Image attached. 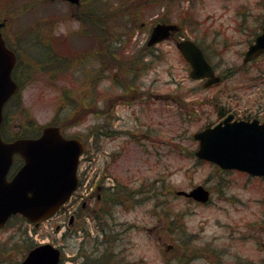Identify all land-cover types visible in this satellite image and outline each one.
Wrapping results in <instances>:
<instances>
[{
  "label": "rangeland",
  "instance_id": "rangeland-1",
  "mask_svg": "<svg viewBox=\"0 0 264 264\" xmlns=\"http://www.w3.org/2000/svg\"><path fill=\"white\" fill-rule=\"evenodd\" d=\"M90 10L97 13H87ZM246 11L250 15L243 22L240 16ZM1 19L6 20L3 35L22 50L23 70L20 92L6 106L10 122L5 133L13 136L26 130L27 120L39 127L58 124L66 136L83 142L81 166L88 167L86 159L93 157L110 177L105 182H111V177H131L133 187L143 182V190L150 189L139 196L136 206H112L111 213L106 206L102 209V214L112 216L107 226L113 230L115 254L104 256L106 238L97 225L106 222L95 216L101 208L97 190L87 200L83 216L73 223H68L69 218L79 206L74 200L73 207L70 203L66 208L70 213L65 209L66 214L40 222L35 231L25 222L34 242L60 248L61 264H118L119 258L127 264H238L234 256L239 257V264H246L264 258V181L235 170L219 171L215 164L190 155L197 146L191 134L216 119L213 98L239 112L248 108L252 113L262 112L264 56L241 68L239 52L255 30L252 25L264 19V0H81L78 8L64 1L0 0ZM159 21L176 23L180 30L148 47L145 42L151 26ZM179 37H189L207 49L216 68L226 70L223 82L203 90L200 81L189 77L175 46ZM106 43L107 53L103 52ZM25 50L31 55L42 53L39 59L47 56L43 50L58 57L49 56L54 63L44 66L38 61L29 64ZM122 67L131 68L123 76L124 86L149 87L160 93L155 100L157 111L139 112L140 121L157 122L161 137L155 146L144 143L141 147L126 143L124 136L110 139L99 133L109 124L106 97L116 92L111 88L119 86L116 80ZM52 68L57 70L52 73ZM92 75L99 79L92 81ZM177 101L185 102V108ZM189 108L199 116L190 122L181 119ZM131 111V106L126 109L124 105L117 109L123 115L119 124L125 129L134 124ZM112 153L118 155L111 163ZM196 184L209 187L208 203L173 193ZM20 228L14 222L0 231V240L9 235L14 240ZM65 228L75 233L68 236V230L62 237ZM179 243L186 247L181 249ZM210 249L223 253L215 256ZM0 257L5 260L0 264L20 260L9 251Z\"/></svg>",
  "mask_w": 264,
  "mask_h": 264
},
{
  "label": "water",
  "instance_id": "water-1",
  "mask_svg": "<svg viewBox=\"0 0 264 264\" xmlns=\"http://www.w3.org/2000/svg\"><path fill=\"white\" fill-rule=\"evenodd\" d=\"M78 4L79 0H67ZM4 21L0 22V27ZM174 23H156L147 39L153 45L176 31ZM176 47L189 63L192 78L208 77L204 85L219 80L206 61L202 50L189 38L176 42ZM264 50V25L262 32L249 45L245 57ZM245 58V59H246ZM15 53L9 49L0 32V126L5 102L18 90L12 77ZM231 115L213 127L193 134L199 141L195 155L218 164L222 168H236L252 175L264 177V120L230 122ZM82 144L78 139L65 138L59 127L47 125L37 137L16 138L5 141L0 135V227L13 214H21L29 222L52 215L70 196L77 184L76 168ZM19 154L23 165L7 179L13 155ZM193 199L206 202L209 192L202 185L190 191H176ZM60 250L50 243H41L30 249L20 264H58Z\"/></svg>",
  "mask_w": 264,
  "mask_h": 264
},
{
  "label": "flooded vegetation",
  "instance_id": "flooded-vegetation-1",
  "mask_svg": "<svg viewBox=\"0 0 264 264\" xmlns=\"http://www.w3.org/2000/svg\"><path fill=\"white\" fill-rule=\"evenodd\" d=\"M248 11V10H247ZM242 12L243 13V18L241 14V19L242 21H246V16H249L250 13L248 12ZM241 13V12H240ZM247 14V15H246ZM257 16L256 18H258ZM255 19V17H254ZM263 22L257 24H253L252 26L255 27V30L252 31L251 36L247 37L244 41H246V47L249 45V43L252 42L254 36L260 31ZM240 27L243 28V23H239ZM256 27L258 29L256 30ZM245 47V48H246ZM204 49V48H203ZM246 49L242 50L239 52V57L241 58L240 60V67L244 68L247 64H251L253 62L258 61L262 56H264V52L261 53L259 56L251 58L250 60L244 62L243 61V56L244 52ZM205 51V50H204ZM124 67L121 68L120 75L118 76V79L116 80V83H119V86L113 85L112 90H115L116 92L113 93V95L109 94L107 95V106H106V111H105V116L109 120V124H105L107 127L106 131L108 132L106 134V137L110 139L117 138L119 136H124L126 137V143H138L141 147L144 146V143H147L151 146H155V143L159 141V138L161 137L159 135V130L158 126H156L157 122L147 120V121H140L139 118V112L140 111H147L149 113L153 112L154 109L156 111L158 110V107L156 108L155 100L159 99L160 93L153 92L152 88L149 87H140V86H120L123 81V76L124 74L122 73ZM217 74L220 76V82H223V80L227 77L226 73L224 72L225 70H218L215 68ZM240 72L239 70H236L233 73ZM93 81V80H92ZM205 82V79L200 81L201 88L204 89H210L214 87L215 85H210L208 87H204L203 83ZM218 83V84H219ZM206 100V99H205ZM213 100H215L213 102ZM206 103V101H204ZM202 103V99L199 101V104ZM211 103L213 104V108H215L216 112V119L211 121L209 120L206 124H204V128L207 126H213L220 122L227 114L232 115V120H251V119H258L259 121L262 120L263 114H264V105L262 107V112L259 114L255 112H251L248 108L246 109V112H239L236 109L230 107L228 104H224V102H218L217 97L213 98L211 100ZM177 104L181 105L183 108H185L186 103L185 102H178ZM124 105L125 108L127 109L129 106H131V112L130 114L133 116L132 121L134 124L131 127H127L126 129L119 124L123 118V115L117 112V109L121 106ZM232 108V109H231ZM184 115L186 117H183L181 119L187 120L190 122V120L193 117H199L197 115V112L193 108L186 109L184 111ZM261 115V116H259ZM186 118V119H185ZM130 119V118H129ZM116 123V124H114ZM117 125V127H116ZM202 129V128H201ZM138 134H140L141 138L138 137ZM110 155V154H109ZM118 155V154H116ZM114 153H112L109 157L111 159V163L115 159L114 157L116 156ZM23 164V160L21 158H17L15 162V170L16 171L21 165ZM111 182H109L106 186V193L109 201L107 203H115L116 206H124L125 204L129 203L132 205H138L140 203V198L139 196L142 195L143 191L140 190L138 187H133V182L135 181L133 178H127V179H121L119 177H111ZM100 198V195L97 194L96 200L98 201ZM118 200V201H117ZM72 205V204H71ZM67 206H63L60 208L62 211L65 210ZM84 207H86V203L83 202L81 204V209L75 208V210L72 212V216L69 218L68 223H73L75 219L79 218L80 215L82 214V211L84 210ZM70 229V228H69ZM68 228H65V232L69 230ZM63 232V235L64 233ZM110 232H113L112 228H110ZM207 251L208 248H205ZM211 250V254L215 256L222 255V250L219 252H214L213 249ZM110 253H114L113 249L110 248ZM115 254V253H114ZM119 256L122 254L117 253ZM206 255H209L207 252L205 253ZM237 257V258H236ZM236 263L239 264V257L234 256ZM121 258L118 259V264H127V261L122 258V261L120 262ZM246 264H264V258L258 260V261H251L249 260Z\"/></svg>",
  "mask_w": 264,
  "mask_h": 264
},
{
  "label": "trees",
  "instance_id": "trees-1",
  "mask_svg": "<svg viewBox=\"0 0 264 264\" xmlns=\"http://www.w3.org/2000/svg\"><path fill=\"white\" fill-rule=\"evenodd\" d=\"M82 13H84L83 10H82ZM87 13L96 14L97 12L90 10ZM45 53L47 54V56L44 59L36 58V57L43 56V54H41V55L40 54L31 55L30 54V57H31L30 60H32L30 63H34V62L38 61L39 63H41V66H44V65L49 64V63L50 64L54 63L52 61V59H50V57L51 58L52 57L53 58L58 57V53H54L51 56L47 52H45ZM21 65L22 64L20 62V56H18L17 63H16L15 68L13 70V76L18 82H20V80H19L20 73H21V71H23ZM56 70H57V68H52V73H54V71H56ZM124 73H128V71L126 70V72H124ZM9 122H10V118H9V115H7V113H6L4 115V120H3V123H2V127H1V132H2V135H3L4 138H8L9 137L8 139H10V138H13V137H16V136H28V135L34 136V135H37L39 133V131H40V127L39 126H35L31 120H27L26 124L29 125V126L26 127V130L22 129L18 134L13 135V136H8L7 135L8 136L7 137L6 133H5V129H6L7 125L9 124ZM150 185H153V182ZM101 191H102L101 192V199H100L101 208L99 209L98 213H99V215H101V218L104 220V218L106 217V213L102 214V209L105 206L108 205L107 201L109 199L107 197L106 189L103 188ZM149 191H150V189L148 188L146 190V192H149ZM157 201L158 200H154V204L155 205H157ZM108 220H109V216L106 217L105 221H108ZM14 222H16L20 227H22V228H20L21 231H19V233L16 235L17 238H15L14 240L11 239L10 235H9V237L6 240H0V256H3L4 254L7 253V251H9V252H12L15 256L17 255L18 257L20 256V258H22L25 255L26 251L28 249H30L33 245H35V242L28 235L27 227L23 226V224H25V221H24V219L21 216H19V215L13 216L9 220V222L7 223V226L9 227ZM100 228L103 231L105 230L103 224L101 225ZM103 234H106V232H104ZM178 239H181V238H178ZM111 241L113 243V240H111ZM179 244H180V246H179ZM179 244H178V246L181 249L186 247V245L184 243H179ZM176 256H178V259H180L181 262L183 261V258L181 257V255L176 254ZM0 259H1L0 262L1 261L5 262V260H3L1 257H0ZM17 263H18V261L16 260L15 264H17ZM7 264H10V263L7 261Z\"/></svg>",
  "mask_w": 264,
  "mask_h": 264
}]
</instances>
